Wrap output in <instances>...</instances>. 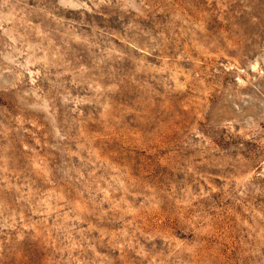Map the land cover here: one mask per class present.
<instances>
[{"label":"rangeland","instance_id":"obj_1","mask_svg":"<svg viewBox=\"0 0 264 264\" xmlns=\"http://www.w3.org/2000/svg\"><path fill=\"white\" fill-rule=\"evenodd\" d=\"M0 264H264V0H0Z\"/></svg>","mask_w":264,"mask_h":264}]
</instances>
